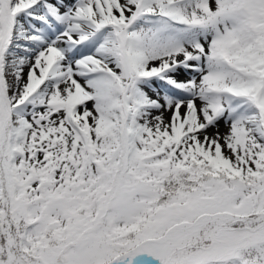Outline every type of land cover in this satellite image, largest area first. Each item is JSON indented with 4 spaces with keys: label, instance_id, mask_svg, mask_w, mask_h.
Masks as SVG:
<instances>
[{
    "label": "snow or ice",
    "instance_id": "snow-or-ice-1",
    "mask_svg": "<svg viewBox=\"0 0 264 264\" xmlns=\"http://www.w3.org/2000/svg\"><path fill=\"white\" fill-rule=\"evenodd\" d=\"M0 264H264V0H0Z\"/></svg>",
    "mask_w": 264,
    "mask_h": 264
}]
</instances>
